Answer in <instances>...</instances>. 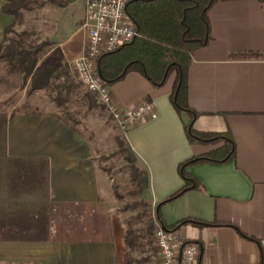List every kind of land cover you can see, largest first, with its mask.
Instances as JSON below:
<instances>
[{
	"label": "crops",
	"instance_id": "0c3cea01",
	"mask_svg": "<svg viewBox=\"0 0 264 264\" xmlns=\"http://www.w3.org/2000/svg\"><path fill=\"white\" fill-rule=\"evenodd\" d=\"M6 2L0 0V43L14 21L3 10ZM209 19L211 38L194 51L189 69V101L200 113L195 127L230 132L236 157L189 166L201 186L165 203L159 212L167 225L188 218L213 223L175 229L181 238L200 244L205 264H264V3L218 1ZM86 39L79 26L60 44L67 63L82 55ZM176 77L174 71L156 88L141 72L130 71L110 84L123 107L144 100L156 105L157 118L141 120L125 132L156 212L184 185L180 163L223 145L190 141L186 127L191 115L178 111L171 99ZM8 112L7 147L0 155L48 158L55 225L37 239L1 240L0 264H129L128 227L107 203L111 185L89 137L66 122L54 102L46 109Z\"/></svg>",
	"mask_w": 264,
	"mask_h": 264
},
{
	"label": "trees",
	"instance_id": "16d2710c",
	"mask_svg": "<svg viewBox=\"0 0 264 264\" xmlns=\"http://www.w3.org/2000/svg\"><path fill=\"white\" fill-rule=\"evenodd\" d=\"M223 0H131L127 12L136 24L139 35L121 48L106 53L99 59L98 72L109 84L122 80L130 71L141 72L151 84L162 87L172 72L176 82L171 95L178 111H187L191 121L186 127L193 143H218L223 145L202 155L191 157L179 165L184 185L164 199L158 206L159 223L168 229H178L184 224L200 226L213 223L188 218L167 225L160 216V208L190 189L201 186L188 167L197 163H223L236 157L237 146L230 132L200 131L195 127L199 116L189 101V69L196 49L208 44L211 38L209 10ZM264 3V0H260ZM31 9L32 0H7L5 13L15 17L6 27L0 43V59L5 60L10 72L21 73L31 79L29 92L48 88L57 67H41L40 51L43 44L31 45L24 41L28 32H16L14 24L22 9ZM15 36L11 37L10 33ZM10 115L0 112V151L7 147V127ZM50 162L36 156L3 157L0 155V240L18 237L40 238L48 229L53 210L50 197ZM241 234L247 236L240 229ZM144 235L128 229L126 242L134 246Z\"/></svg>",
	"mask_w": 264,
	"mask_h": 264
},
{
	"label": "rangeland",
	"instance_id": "374dc122",
	"mask_svg": "<svg viewBox=\"0 0 264 264\" xmlns=\"http://www.w3.org/2000/svg\"><path fill=\"white\" fill-rule=\"evenodd\" d=\"M21 11L22 15L14 24L15 31L28 32L30 35L24 36L28 44H43L40 66L57 67V70L48 88L29 92L31 79L25 80L21 73L10 72L5 60L0 59V112L9 115V110L15 113L35 106L46 109L54 102L66 122L72 121L89 137L98 164L107 173L111 185L108 205L123 215L128 229L145 237L138 244L128 246L129 264H162L155 243L156 210L148 202L143 173L125 133L117 127L97 96L88 91L61 53L60 44L79 26L87 32L86 0H32V8ZM10 36L14 37V32ZM62 208L60 205L59 209ZM53 213L50 214L51 225H55Z\"/></svg>",
	"mask_w": 264,
	"mask_h": 264
},
{
	"label": "built area",
	"instance_id": "2783aa9c",
	"mask_svg": "<svg viewBox=\"0 0 264 264\" xmlns=\"http://www.w3.org/2000/svg\"><path fill=\"white\" fill-rule=\"evenodd\" d=\"M130 1L86 0V44L82 55L70 64L88 91L97 96L124 133L141 120L158 117L156 105L151 100L129 107L120 105L114 99L110 84L98 72L101 56L132 42L139 35L135 22L127 12ZM155 243L162 264H205L200 244L181 238L174 229L158 225ZM262 244L264 246V239Z\"/></svg>",
	"mask_w": 264,
	"mask_h": 264
}]
</instances>
